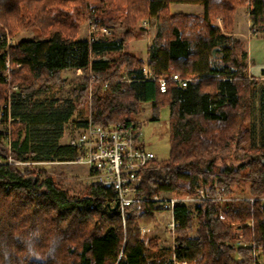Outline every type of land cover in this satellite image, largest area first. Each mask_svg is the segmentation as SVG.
Here are the masks:
<instances>
[{
	"label": "trees",
	"instance_id": "obj_1",
	"mask_svg": "<svg viewBox=\"0 0 264 264\" xmlns=\"http://www.w3.org/2000/svg\"><path fill=\"white\" fill-rule=\"evenodd\" d=\"M172 3L200 4L204 13H173ZM246 6L251 33L264 32V0H0V109L4 122L12 120L11 136L0 134V264H264V145H255L252 125L264 80L249 76L243 40L214 24L221 17L231 30ZM141 19L157 22L146 62L124 50ZM89 21L126 30L120 38L79 39ZM31 29L43 38L7 48L1 37ZM109 53L118 55L105 59ZM145 66L156 80L145 77ZM68 69L82 74L65 94ZM259 103L264 121V87ZM145 104L152 121L169 108L170 157L144 172L140 196L210 194L197 195L195 209L175 206L168 259L159 238L143 239V226L165 210L140 200L122 212L99 184L73 195L47 172L8 162L74 161L76 150L61 142L70 124L139 127Z\"/></svg>",
	"mask_w": 264,
	"mask_h": 264
},
{
	"label": "rangeland",
	"instance_id": "obj_2",
	"mask_svg": "<svg viewBox=\"0 0 264 264\" xmlns=\"http://www.w3.org/2000/svg\"><path fill=\"white\" fill-rule=\"evenodd\" d=\"M194 4H172L171 9L173 12H182L185 14L188 13H196L197 7L193 6ZM101 8V13L106 16L108 15L107 11L104 12V9L101 5H98ZM244 9L237 10L239 11L238 16H241L244 18V16L247 15V11L250 10L249 6L242 7ZM236 15V14H235ZM235 21V17H234ZM144 22H147V24H144ZM149 22V23H148ZM223 24V20L221 17H218L215 20L216 24ZM93 24L92 21L86 22L82 27L78 34L79 39L87 40L89 37V30L90 26ZM234 25V24H233ZM109 27V26H107ZM111 29V35H115L117 38L122 37V35L125 33V28L122 27H109ZM233 29V27H232ZM231 29V30H232ZM134 34L135 39L129 41L125 47L124 50L135 54L138 58L146 62L147 60V47L152 42L156 35L157 31V22L156 20L151 21L150 19H141L137 25L135 26ZM226 30V29H225ZM253 33L251 31L246 32L247 36H251ZM262 35L264 36V32H262ZM2 39L6 41L7 48L16 46L20 41L22 40H38L42 39L40 32L37 29H31L29 31H18L14 36L9 35L8 31H6L5 35H1ZM240 38V37H238ZM243 38V39H242ZM241 40H246V36L242 35ZM257 40V39H254ZM259 41H253L254 45V55L253 58L256 61L257 66L258 65H264V40L258 39ZM249 42V41H248ZM251 45V42H249ZM117 53H109L104 56L105 59H115L117 57ZM217 57H220L219 53H216ZM253 59V60H254ZM254 63V62H253ZM252 64L250 63L249 67ZM255 68V67H254ZM10 70V69H9ZM256 70V68L254 69ZM82 72L80 70H66L63 74V78L68 80L66 93H69L71 88L76 84V82L81 77ZM264 80V77H263ZM7 83L9 84L10 92L16 88L11 86V78L10 76H7L6 78ZM264 87V83L261 84L254 93V102H253V108H254V114H253V130L256 137L255 145H264V138L262 137L264 135V121L260 120L261 117V111H260V91ZM5 106L0 109V134L10 135V123L12 120H9L8 122H4L2 120L1 113L3 112ZM86 113H89V109H84ZM144 113L140 116L138 119L139 121V127L141 128V132L143 135V139L145 141V144L147 146V149L152 151L157 159L159 161H164L169 159L170 157V130H169V108H163L161 110V118L160 121H152L151 113H150V106L148 104L144 105ZM81 117H76V121L81 120ZM79 132V130L76 129L75 125L70 124L68 131L61 141L63 144H68L69 139L76 135ZM8 142V141H7ZM8 148H9V142ZM10 159H14L11 156L8 157V162ZM20 169H28L32 171H39V172H47L48 174L52 175L54 180L61 185L64 189L68 190L73 195H82L86 193V190L89 186L92 185L94 182V179L89 177V171L88 169L83 165L78 164H65V163H57V162H51V163H41V164H31V165H19ZM209 186L205 187V190H208ZM248 189V185H243V188L236 189V194H242L245 190ZM202 190L197 191L198 192ZM205 194V193H204ZM209 194V193H208ZM208 194H205V198L208 197ZM184 195V194H182ZM197 195L191 196V195H185L188 196L191 200H194L193 202H190L189 206L192 209H195L197 207ZM210 197V194H209ZM173 222V217L171 212L167 211H160L156 215V220L149 226H143V239L147 243L152 238H159V249L160 253L164 256V258L168 259L171 257V249L176 247V238L177 235L174 234L173 230L171 231V224ZM255 254H260L259 251H257ZM262 262V261H261Z\"/></svg>",
	"mask_w": 264,
	"mask_h": 264
},
{
	"label": "built area",
	"instance_id": "obj_3",
	"mask_svg": "<svg viewBox=\"0 0 264 264\" xmlns=\"http://www.w3.org/2000/svg\"><path fill=\"white\" fill-rule=\"evenodd\" d=\"M147 24V22H144ZM111 29L107 26L91 24L88 39L98 40L102 36H110ZM144 75L149 80H156L148 66L144 68ZM172 81L186 86L187 82L181 80L177 75L171 77ZM161 92H166V79H158ZM4 111L1 116H4ZM68 145L77 152V157L65 164H78L85 166L89 171V177L94 179L92 184H99L104 189L114 192L110 205L119 204V209H124L134 202L143 200L150 201L156 208L171 212L179 203L190 205L191 200L185 195H173L170 193L155 194L151 198L140 196V184L142 175L147 171L151 163L157 160L156 155L147 149L141 128L134 125L126 126L121 123L109 126L94 125L91 119L88 124L76 135L69 139ZM9 163L19 165H31L30 162H21L10 159ZM199 196L205 198L203 191L198 192ZM178 226L174 220L171 224V231ZM241 243V242H240ZM176 264H187L176 262Z\"/></svg>",
	"mask_w": 264,
	"mask_h": 264
},
{
	"label": "crops",
	"instance_id": "obj_4",
	"mask_svg": "<svg viewBox=\"0 0 264 264\" xmlns=\"http://www.w3.org/2000/svg\"><path fill=\"white\" fill-rule=\"evenodd\" d=\"M175 4V3H172ZM171 4V6H172ZM176 4H182V3H176ZM189 5V4H186ZM170 6V7H171ZM193 6L197 7V11L196 14H203L204 13V7L200 4H194ZM240 9H244V8H240ZM240 9H238L240 11ZM172 11V9H171ZM238 12H236L235 15V21H234V25H233V29L232 30H225L223 24H216L217 26H219L222 30L223 33L228 34L230 36L233 37H240L242 38V35L246 36V40H243L244 45H245V49L248 52V59L250 61H253L254 63L249 67V76L251 78H255V79H263L264 75V65H258L256 64L255 59L253 58L254 55V45H253V41H259L258 39H262L264 40V36L262 35V32L258 31L255 32L251 35V36H247L246 32L251 30L252 27V21L250 19V10L247 11V15L244 16V18H242L241 16H238ZM173 12V11H172ZM173 13H182V12H173ZM149 20V19H148ZM151 21H153L154 19H150ZM149 23V22H148ZM215 24V23H214ZM243 39V38H242ZM257 39V40H254ZM251 42V45L249 44V42ZM147 59H148V55H147ZM254 59V60H253ZM147 61V60H146ZM256 70H254L255 68Z\"/></svg>",
	"mask_w": 264,
	"mask_h": 264
},
{
	"label": "water",
	"instance_id": "obj_5",
	"mask_svg": "<svg viewBox=\"0 0 264 264\" xmlns=\"http://www.w3.org/2000/svg\"><path fill=\"white\" fill-rule=\"evenodd\" d=\"M119 207V204L117 203L115 206H114V209H118Z\"/></svg>",
	"mask_w": 264,
	"mask_h": 264
}]
</instances>
